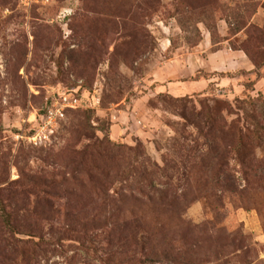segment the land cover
<instances>
[{
  "label": "rangeland",
  "instance_id": "1",
  "mask_svg": "<svg viewBox=\"0 0 264 264\" xmlns=\"http://www.w3.org/2000/svg\"><path fill=\"white\" fill-rule=\"evenodd\" d=\"M0 264H264V0H0Z\"/></svg>",
  "mask_w": 264,
  "mask_h": 264
},
{
  "label": "crops",
  "instance_id": "2",
  "mask_svg": "<svg viewBox=\"0 0 264 264\" xmlns=\"http://www.w3.org/2000/svg\"><path fill=\"white\" fill-rule=\"evenodd\" d=\"M240 54L241 53H239L238 51H234L233 49L223 44L222 48L209 53V55L204 60V62L207 61V64L201 65L199 69L203 68L209 70L210 72H221L223 68H226L230 64V61L238 60L240 62ZM242 61L243 59L241 60V62ZM199 69L196 71V73L200 71ZM178 89L179 87L175 88V90Z\"/></svg>",
  "mask_w": 264,
  "mask_h": 264
},
{
  "label": "built area",
  "instance_id": "3",
  "mask_svg": "<svg viewBox=\"0 0 264 264\" xmlns=\"http://www.w3.org/2000/svg\"><path fill=\"white\" fill-rule=\"evenodd\" d=\"M60 114L63 115V112H60ZM53 116H54V113L50 110L49 115H48L49 122L52 120Z\"/></svg>",
  "mask_w": 264,
  "mask_h": 264
},
{
  "label": "trees",
  "instance_id": "4",
  "mask_svg": "<svg viewBox=\"0 0 264 264\" xmlns=\"http://www.w3.org/2000/svg\"><path fill=\"white\" fill-rule=\"evenodd\" d=\"M47 115H49V114H47Z\"/></svg>",
  "mask_w": 264,
  "mask_h": 264
}]
</instances>
